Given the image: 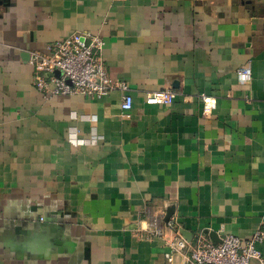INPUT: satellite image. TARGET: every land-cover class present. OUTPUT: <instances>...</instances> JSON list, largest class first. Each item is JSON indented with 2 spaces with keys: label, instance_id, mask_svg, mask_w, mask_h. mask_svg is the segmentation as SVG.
<instances>
[{
  "label": "crops",
  "instance_id": "1",
  "mask_svg": "<svg viewBox=\"0 0 264 264\" xmlns=\"http://www.w3.org/2000/svg\"><path fill=\"white\" fill-rule=\"evenodd\" d=\"M77 31L131 109L36 89L29 52ZM170 205L187 236L260 230L264 255V0H0V264H182Z\"/></svg>",
  "mask_w": 264,
  "mask_h": 264
},
{
  "label": "built area",
  "instance_id": "2",
  "mask_svg": "<svg viewBox=\"0 0 264 264\" xmlns=\"http://www.w3.org/2000/svg\"><path fill=\"white\" fill-rule=\"evenodd\" d=\"M103 38L95 32L77 31L47 45L46 51L33 50L29 63L34 67L33 83L43 97L80 94L100 97L112 91H122L120 106L123 110L132 108L133 98L128 93L125 81H114L102 58ZM237 76L246 80L251 76L249 68H240ZM164 104L172 102V90H160ZM204 110H209L212 99L201 95ZM160 219L151 222L153 234L163 236ZM172 234L165 239V257L172 261L182 254V264H264V255L257 247L263 233L255 231L250 237L242 238L231 233L218 235L213 242L203 231L196 232L190 239L183 236L178 228L168 222Z\"/></svg>",
  "mask_w": 264,
  "mask_h": 264
},
{
  "label": "water",
  "instance_id": "3",
  "mask_svg": "<svg viewBox=\"0 0 264 264\" xmlns=\"http://www.w3.org/2000/svg\"><path fill=\"white\" fill-rule=\"evenodd\" d=\"M29 55H30V52H29ZM174 209H175L174 205H170V206H167V208H165V213L163 216V222L165 223L166 226H168V222L174 213ZM179 231L186 238H189V239L191 238V234L189 233L187 236L186 231L183 230L182 228H180ZM208 234H209V236L213 242H217L219 240V238L215 232H209Z\"/></svg>",
  "mask_w": 264,
  "mask_h": 264
}]
</instances>
